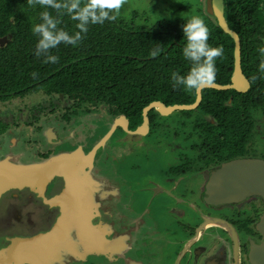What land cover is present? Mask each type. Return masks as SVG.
Segmentation results:
<instances>
[{
    "label": "trees",
    "instance_id": "1",
    "mask_svg": "<svg viewBox=\"0 0 264 264\" xmlns=\"http://www.w3.org/2000/svg\"><path fill=\"white\" fill-rule=\"evenodd\" d=\"M223 6L228 28L240 40L241 70L250 89L245 94L203 90L199 106L178 112L180 122L176 125L180 126L171 129L172 140H179L177 132L190 140L189 149L181 155L193 151L214 165L249 155L246 146L257 125L264 132V72L259 70L264 61L259 52L264 47V0H223ZM196 8L209 30L208 43L223 50L215 61V77L210 84L228 85L233 72V40L218 27L205 5ZM44 10L57 16L53 9L33 6L29 0H0V104L36 94L57 97L70 104L74 117L97 113L112 123L122 116L134 131L141 126L143 108L151 102L165 106L195 102L196 90L173 87L171 80L173 72L185 75L191 67L182 54L185 39L181 30L190 18L173 17L172 22L138 26L116 14L115 20L90 25L78 45L61 44L51 50L58 61L44 63L43 57L34 55L37 38L32 32ZM59 20V28L69 34L77 31L76 22L68 15L59 16ZM33 72L38 78L32 77ZM158 118L156 110L148 113L150 136L155 128L167 127ZM190 119L189 124L183 123ZM6 130L0 123V135ZM164 132L156 134L162 136Z\"/></svg>",
    "mask_w": 264,
    "mask_h": 264
},
{
    "label": "flooded vegetation",
    "instance_id": "2",
    "mask_svg": "<svg viewBox=\"0 0 264 264\" xmlns=\"http://www.w3.org/2000/svg\"><path fill=\"white\" fill-rule=\"evenodd\" d=\"M72 113L69 107H66L60 114L51 113L49 115V117H57L55 121L63 125L65 133L63 131L57 132L55 130L57 128L51 126L42 127L41 130L35 127L38 130L39 142L42 146L46 144L44 152L37 154L36 159L42 161L45 157L48 159L60 153L72 152L78 147H81L83 153L87 154L100 143L115 121L111 123L105 116L97 113L86 114L75 117V119ZM92 115H98L99 118L96 119L106 122L108 128L105 133L87 151L79 144H76L75 147L65 146V149H62L67 138H74V133L69 127L77 120H83V117ZM172 115L168 117L159 116L157 120L160 124L166 123V120L171 119ZM256 120L257 124L260 123L259 119ZM192 121L191 119L183 120V123ZM179 122L174 116L173 124L167 125V127L170 126L169 130L165 131L167 137L168 131ZM167 127H163V129H167ZM127 128L130 132L137 129L131 130L129 121ZM150 133V123L149 132L145 136H133L126 134L121 128H117L105 142L104 147L96 154L93 164L101 178L107 179L109 195L103 201H98L92 223L108 227L106 228V231L108 230L107 238L109 241L118 243L119 248L116 251L119 252L114 254L111 246L108 259L102 256L88 255L84 260L81 259L71 264H250L248 254L251 246L259 245L262 241L257 227L264 212L263 200L251 196L240 203L228 205L211 206L206 203V186L212 173L230 161L214 165L213 162L206 163L207 159L203 160L199 155V157L196 155L191 160L184 159L183 155L179 154L171 161H164L166 164L162 162L163 160L159 163V159L155 158L151 164L140 165L132 172L130 169H125L124 167L127 168L128 165H135L131 162L140 161H130L126 164L120 163V161L137 152L139 145H143L141 141L149 137ZM253 134L251 142L246 146L249 155L244 154L234 160H264V153H256L258 146L264 147V132L262 133V128L257 125ZM125 136H130L133 140H128ZM172 137L173 134L171 133ZM255 138L256 140L258 138L263 140L256 142ZM122 141L131 147L127 150V146H123L124 149L121 152L115 150L114 148H118L115 143ZM128 141L132 143L128 144ZM71 148L73 149L66 151ZM190 161L193 162V164L191 163L192 166L198 169L197 171L200 170V173L194 175V187L190 189L181 188L182 183L188 182L185 180L186 175L181 167ZM174 167L176 170L172 173L171 170ZM147 170L151 171L147 172ZM64 186L65 178L56 175L40 194L33 190H23L35 195L32 196L33 199L35 198L34 200L28 199L32 202V212L37 215L39 213L37 211H43L42 219H44L47 229L38 232L37 235L44 234L51 229L57 218L56 213L59 211L58 207L47 208L44 202L52 197L60 196ZM10 193L13 195V200L20 198L17 192ZM21 200L29 202L26 199H19V201ZM35 200L41 201L39 203L33 202ZM200 204L208 209L204 210ZM191 211L197 216L195 223H193L195 216L190 214ZM5 214L3 210L0 223ZM51 218L53 221L49 223ZM214 220H218L228 228L230 226L232 230L229 228L230 232H228L221 227L208 223ZM232 232H234L238 242L237 252H235ZM37 235L35 234V236ZM10 240L13 239L5 235L0 236V255L10 244Z\"/></svg>",
    "mask_w": 264,
    "mask_h": 264
},
{
    "label": "water",
    "instance_id": "3",
    "mask_svg": "<svg viewBox=\"0 0 264 264\" xmlns=\"http://www.w3.org/2000/svg\"><path fill=\"white\" fill-rule=\"evenodd\" d=\"M205 4L207 13L216 20L218 27L234 43L230 84L221 86L209 83L201 86L196 90V99L191 105L165 106L161 102H151L143 108L141 126L134 132L128 130L127 119L119 116L100 143L87 154L78 147L72 152L60 153L46 160L29 163L22 161L24 155L21 153L4 154L0 158V199L9 192L23 190H33L40 194L56 175L65 178V186L60 196L44 202L49 207L59 209L51 229L34 238L10 240V244L0 255V264H46L47 259L52 260L62 252L73 261L84 260L88 255L108 259L111 245L106 238V227L94 225L92 217L98 207V201L109 195V184L101 181L94 173L93 161L115 130L121 128L126 134L145 136L149 132L150 111L156 110L161 117H168L176 112L193 111L201 103L202 91L205 89L233 90L239 94L248 92L250 84L241 70L240 40L238 35L228 28L224 17L223 0H206ZM2 43L3 40L0 41V44ZM251 196L259 197L264 202V160L240 159L225 163L212 173L206 186V203L211 206L240 203ZM208 223L230 232L231 227L228 228L218 220ZM257 229L262 241L259 245L251 246L248 254L250 264H264V212ZM232 234L237 252L238 242L234 232Z\"/></svg>",
    "mask_w": 264,
    "mask_h": 264
},
{
    "label": "rangeland",
    "instance_id": "4",
    "mask_svg": "<svg viewBox=\"0 0 264 264\" xmlns=\"http://www.w3.org/2000/svg\"><path fill=\"white\" fill-rule=\"evenodd\" d=\"M199 5H206L205 0H125L116 14L127 22L132 20L135 25L151 26L161 20H164L165 22H172L173 17L178 19L192 18L194 16L198 17V9L196 7H199ZM189 6L191 7L187 8ZM62 102L56 97L47 98L42 94H36L25 99L12 100L9 104H0V123L7 127L6 132L3 135H0V158L3 157L4 154L11 152L12 154H23L24 156L22 161L25 163L39 161L36 159V156L37 154L39 155L44 152L46 144L42 146L39 142V136L37 135L38 130L35 127L41 130L42 127L51 126L53 128H57L55 129L57 132L63 131V133H65L66 131L64 130L63 125L55 121L57 117H49L51 113L56 115L58 113L60 114L62 113V110L70 106L68 102ZM177 113L178 112L174 113L171 116V119H167L166 123H163L164 126L172 125L174 116L177 117ZM96 118H99V116L92 115L83 117V120H77L74 122L69 127L74 133V138H67L64 141L62 149H65V146L75 147L76 144H79V146H83L85 151L89 150V148L105 133L108 128L105 124L106 122H101ZM187 124H189V122ZM179 126L180 125H175L172 129L175 130V128ZM188 127L190 129L191 125ZM154 130L155 132L152 136H149L141 141L143 145H139L137 152L132 154L131 157L120 161V163L125 164L128 162L130 163V161H140L131 162L135 165H128L127 168L124 167L125 169H130L132 172L135 168L137 169V167H140V165L145 166L146 163L151 164L155 158L159 159V163L163 160L162 162L166 164L164 161H171L174 157L181 154V151L186 152L187 149H189L190 140L182 139L181 132H177L179 140H172L171 133L173 134V130L168 131V137L166 136L167 132H164L162 136L160 134L162 130L167 131L169 129H163L162 127L161 129L156 130L155 128ZM125 137L128 138V140H133L130 136ZM254 140L257 142V140L262 141L263 139L258 138L256 140L255 138ZM127 143L130 144L132 142L128 141ZM115 144H117L116 146H118V148L114 149L119 150L120 152L124 149L123 146H127V150L131 147L123 141ZM72 149L73 148L66 151H70ZM132 150H134V148ZM257 150L258 152L256 153L258 154L264 153L263 146H258ZM115 156H117L116 153ZM195 157L196 153L193 151H191L188 156H183L184 159L187 158L191 160ZM189 163V165L187 164L181 167L182 171H184L186 175V178L184 176L183 178L188 181L187 183H182L181 188L190 189L191 187H194V175H198L200 173V170L197 171L198 169L192 166L193 162L190 161ZM180 164H182L181 161ZM194 164H196V162H194ZM93 169L94 173L101 181L107 182L106 178H101L95 166ZM175 170L176 168L174 167L171 172L174 173ZM150 171L151 170H147V172ZM17 195L20 197L19 199L26 200H31L32 196H35L34 193H30L29 191L17 192ZM105 198H103V200ZM19 199L13 200V195L10 192L9 194H5L0 199V216L3 210L6 213L0 223V236L5 235L10 237V239L34 238L35 234L37 235L38 232H42L47 229V225L44 222V219H42L43 211H37L39 213L35 215L31 210L32 202L30 200H28L29 202H26L25 200L19 201ZM40 201L41 200H35L33 202L39 203ZM200 206L202 205L200 204ZM202 207L204 210L208 209L204 205ZM47 208H49L48 205ZM190 214L195 216L193 211H191ZM17 215L20 218H18ZM196 217L197 216H195L193 223L196 222ZM52 221L53 218L49 219L48 222L51 223ZM106 228L108 227L106 226ZM107 237L108 235H106V238ZM65 263H75V261H73L70 256L65 254V252L58 253L52 260L49 258L46 262V264Z\"/></svg>",
    "mask_w": 264,
    "mask_h": 264
},
{
    "label": "clouds",
    "instance_id": "5",
    "mask_svg": "<svg viewBox=\"0 0 264 264\" xmlns=\"http://www.w3.org/2000/svg\"><path fill=\"white\" fill-rule=\"evenodd\" d=\"M125 0H29L33 6L42 9H53L57 16L49 11L40 12V23L33 26L32 32L36 36L34 55L43 57L44 63H56L58 57L51 54V50L61 44L76 46L88 32L90 25L103 24L105 21L116 19V13ZM68 15L76 22V29L72 34L59 28V16ZM185 45L182 49L183 57L191 65L185 75L176 72L171 74L172 86L182 87L194 91L201 86L209 84L215 77V61L222 56L223 50L212 47L208 43L209 30L203 20L192 17L181 25ZM264 55V47L259 49ZM155 55V52L152 53ZM259 70L264 72V61L259 65ZM33 78H38L36 72L31 73ZM256 77H253L255 80Z\"/></svg>",
    "mask_w": 264,
    "mask_h": 264
},
{
    "label": "crops",
    "instance_id": "6",
    "mask_svg": "<svg viewBox=\"0 0 264 264\" xmlns=\"http://www.w3.org/2000/svg\"><path fill=\"white\" fill-rule=\"evenodd\" d=\"M107 231H108V230H107ZM107 235H108V234H107ZM109 243H110V245H111L112 248H113V251H114L113 253H114V254H115V253L117 254V252H119V251H116V249L118 250V248H119L118 245H117L118 243L115 242V241H114V242H113V241H109ZM110 248H111V247H110Z\"/></svg>",
    "mask_w": 264,
    "mask_h": 264
}]
</instances>
